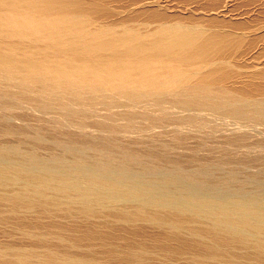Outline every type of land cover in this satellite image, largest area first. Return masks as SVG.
<instances>
[{
  "label": "bare ground",
  "instance_id": "bare-ground-1",
  "mask_svg": "<svg viewBox=\"0 0 264 264\" xmlns=\"http://www.w3.org/2000/svg\"><path fill=\"white\" fill-rule=\"evenodd\" d=\"M110 1L0 0V264H264V26Z\"/></svg>",
  "mask_w": 264,
  "mask_h": 264
},
{
  "label": "rangeland",
  "instance_id": "rangeland-1",
  "mask_svg": "<svg viewBox=\"0 0 264 264\" xmlns=\"http://www.w3.org/2000/svg\"><path fill=\"white\" fill-rule=\"evenodd\" d=\"M120 1L121 0H118V1L117 0L116 1L111 0L110 4H111V6L113 5V7H115L116 9L120 8L122 10L123 9L122 7H124V11L129 8L130 3H131V6L129 9L133 8V6H134L133 2H131L132 0L131 1L127 0V2H125L126 0H124L125 4L123 1H121V2ZM155 2H156L155 9H157L158 11L164 12V14H166V16H168L167 19H170V20H175V21L180 20V21H184V22L189 20L190 22L192 21L193 23L199 24L201 26H205V24H207L205 20H208V18H210L209 16L213 14L212 17L214 16L215 20L223 21V22L225 21L226 24L227 23L230 24L229 22H232V21L233 22L234 21H241L243 23L245 22L246 27L248 25L249 26L253 25V27H255V25H256V28L260 27L262 29L263 27H261V26H264V0H234L232 3L230 2V4H229V0L228 1L227 0H156ZM222 2H224V4H222ZM160 3H161V5H160ZM125 6H126V8H125ZM157 6H158V8H157ZM219 6H221V7H219ZM227 7H228V9H227ZM218 8H220V9L218 10ZM129 11H127V12H129ZM221 12H222V14H221ZM130 13H132V11ZM124 14L126 15L127 13L125 12ZM125 15L121 14V16H123V17H125ZM144 17L145 16H140L139 18L142 20H145ZM200 21H201V24H200ZM258 21H260L261 23L260 22L258 23ZM255 23H257V24H255ZM223 24L224 23H222V25ZM257 43H253L251 46L249 44H247L245 46V51H243L244 55L242 54L244 56L243 59L244 60L248 59V58L250 59L252 57L251 60H253V57L255 56V57H257V58H255L256 62L263 64L264 63V50H263V48H264L263 44L264 43L260 42L262 45L260 43H258V44ZM254 46L255 47L258 46L259 49H257L258 47H256V49L251 48ZM249 47H250V49H252V50L249 49V51H251V53L247 52L250 57L248 56V54H246V51H248L247 48H249ZM260 51H262V52H260ZM253 53L254 54L257 53V54L254 55ZM249 61H245V62L241 61L242 62L241 65L242 66H244L243 64L247 65V62H249ZM251 63H253V62H250V64L249 63L248 64L252 65ZM0 146H1V144H0ZM22 149L19 148V150H21V151H22ZM23 150H25V149H23ZM53 151L55 153H53ZM15 160H18L16 162L17 163L19 162L18 164L20 166H22L23 169H28L27 166L32 167L34 165H35L34 167H36L35 169H38V167H45L47 165V163H48V165H50L54 162L56 163V162H61V161L68 163L69 166H70V164H72L71 158L63 157L58 151H56V149H51L50 151H43L40 154L37 153V155H33V156L31 155L30 157H26V158L21 157V158L15 159ZM21 163L23 165H25L27 168L25 166H23ZM44 163L46 165H43ZM30 164H32V165H30ZM69 166H67L65 168V170L69 171L71 169ZM90 168H92V166L88 167V169H90ZM92 171L94 173H98V171L95 169V167L92 168ZM182 182L185 183V181H183V180H182ZM191 182H193V181H191ZM186 187L191 192H195V190H194L195 187L192 185V183H189V185L187 184ZM158 193H159V195H156V196L158 197L157 199H160V196H162L163 193H162V191H159ZM121 196L122 195H118L115 200H117L119 202L124 201V198ZM147 196L144 195V198H149ZM174 196L177 199H181V198L183 199V196H181V193L177 190L174 191ZM150 201H155V200L149 199V202Z\"/></svg>",
  "mask_w": 264,
  "mask_h": 264
}]
</instances>
